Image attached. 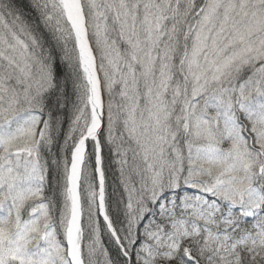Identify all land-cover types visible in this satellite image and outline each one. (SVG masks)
I'll return each mask as SVG.
<instances>
[{"label": "snow or ice", "instance_id": "obj_1", "mask_svg": "<svg viewBox=\"0 0 264 264\" xmlns=\"http://www.w3.org/2000/svg\"><path fill=\"white\" fill-rule=\"evenodd\" d=\"M0 264H264V0H0Z\"/></svg>", "mask_w": 264, "mask_h": 264}]
</instances>
